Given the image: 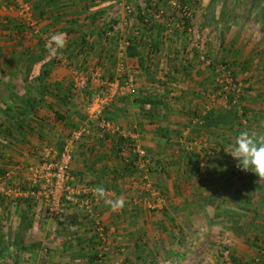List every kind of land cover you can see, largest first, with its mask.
<instances>
[{"label":"crops","instance_id":"0c3cea01","mask_svg":"<svg viewBox=\"0 0 264 264\" xmlns=\"http://www.w3.org/2000/svg\"><path fill=\"white\" fill-rule=\"evenodd\" d=\"M126 1L139 14L125 32L133 43L123 54L120 39L107 32ZM163 1L168 9L178 4ZM29 2L32 25L0 0V180L29 188L34 170L88 121L94 96L118 82L121 60L135 84L115 95L105 113L137 135L148 162L145 169L128 165L125 138L100 136L91 122V135L74 149L72 173L80 185L106 189L96 205L104 240L82 210L67 207L49 218L43 201L0 192V263L200 264L222 256L215 243L225 240L241 257L264 260V199L239 209L237 198L264 190V178L248 190L237 187L227 153L240 131L264 133V37L234 35L239 24L207 9L194 15L207 53L232 64L247 86L239 100L209 109L212 69L183 30H170L164 20L147 24L142 0ZM55 33L64 34L66 45L51 56L46 44ZM117 199L124 206L114 210L106 201ZM150 200L162 208H151Z\"/></svg>","mask_w":264,"mask_h":264},{"label":"built area","instance_id":"2783aa9c","mask_svg":"<svg viewBox=\"0 0 264 264\" xmlns=\"http://www.w3.org/2000/svg\"><path fill=\"white\" fill-rule=\"evenodd\" d=\"M9 7L16 9L20 16L32 25V5L29 0H6ZM159 0H154L150 4H144L143 13L147 16L146 22L152 19L164 20L170 30H183L192 43L193 48L199 51L200 60L210 66L214 75L215 92L210 94L208 107L214 108L217 105H228L233 101L239 100L246 90V83L238 79L232 64L221 61L218 62L208 56L205 48V39L201 35L199 28L194 24L192 11L186 4L178 5L174 19L166 17L162 8L158 7ZM6 4V5H7ZM124 12L120 22H110L107 34L117 37L121 41L120 52L124 54L125 50L133 43V38L125 36V32L132 25V18L139 14L137 7L133 4L120 2ZM134 34H139V30L133 28ZM118 82H107V90L98 93L93 98L94 108L87 122L72 129L65 138L63 145L51 160H45L36 170L31 178V186L27 189L18 187L16 189L7 188L0 180V192L6 195H17V198L32 199L43 201L46 206V216L49 218L61 217L65 214L67 207L77 208L85 214L92 216L96 226L98 237L104 240L105 227L101 222L97 211V195L94 194L95 187L90 185H80L76 183V177L72 173V162L74 160V149L78 142L91 135L92 125L95 123L100 136L107 134H116L120 138H125L124 149L127 153L128 161L131 156L134 157L135 165L138 168L145 169L147 159L138 142L135 133L125 130L121 125L113 122L106 115V106L113 100L115 95L130 92L135 84L133 74H127L126 66L123 60L119 63ZM127 74V75H126ZM90 121V122H89ZM191 148V147H190ZM52 153V152H51ZM235 175L242 179H248L252 172L240 170L234 167ZM147 188L153 189L150 184ZM151 195L155 194L159 202H163L160 193L152 190ZM16 197V196H15ZM150 207L157 208V203L150 200ZM49 250L46 248L45 252Z\"/></svg>","mask_w":264,"mask_h":264},{"label":"rangeland","instance_id":"374dc122","mask_svg":"<svg viewBox=\"0 0 264 264\" xmlns=\"http://www.w3.org/2000/svg\"><path fill=\"white\" fill-rule=\"evenodd\" d=\"M150 1L153 2L154 0H150ZM175 1H177L178 4L174 5L175 7L169 8V9L165 6V3L163 0H162L163 3L161 4L162 6H160L161 0H159L158 2V7L164 10L167 18L170 17L169 15L175 14V12H177L178 5L186 4L192 11L193 16L196 15L197 12L200 13V11L201 13L202 12L204 13V10L207 9V12L211 11L214 16L217 15L219 18L222 19V21L230 19L228 23L231 24L232 22H234V24L236 25L239 24V28L235 29L234 35H237L239 32L240 33L242 32V35L248 38L250 37V35L253 38L258 37V36L264 37V0H175ZM210 1L211 3H209ZM126 3L133 4L135 7L138 8V6L132 2L126 1ZM144 4H147V1L142 0V5ZM122 14H124V12ZM120 20L121 18L118 19V22H120ZM132 21H133V18H132ZM194 24L196 25L195 22ZM199 31H200V28H199ZM208 56L210 55L208 54ZM215 60L218 62L222 61L217 58ZM234 167H236L235 162L231 165V170H230V173L233 175H235ZM256 176L257 174H255L254 176H250L248 179L239 178V180L237 179L238 178L237 177L236 178L238 181L237 187L239 186L244 190H248L249 185L254 184L255 182L254 179L258 180L257 183L262 182V180H260V177L258 179L256 178ZM250 197L251 196H248L247 194L245 195L241 194L240 196L237 197L238 199H243L242 203L239 204L241 206L239 209L245 208L247 206H251L252 208L253 206L259 207L260 204L263 203L262 201L264 199V190L258 189L256 190L253 198H250ZM162 198L164 197L162 196ZM238 199L236 200V204H238ZM249 200H250V203H248ZM161 208H162V205L161 207L159 206L155 209L160 210ZM239 245L245 246L247 244L241 243ZM254 245L257 247V243H255ZM215 246H217V251L220 252V254L223 257L217 256L218 257L216 258L217 260L215 258H212L211 260L204 259L203 261L200 262V264H264V260L262 259H256V258H253L252 256L250 257L248 256L246 258L241 257L240 254H237V251L235 250V243H233L231 240H225L223 242L215 243ZM261 247L263 248V245H261ZM232 250H233V253H232ZM223 251L225 252L222 253ZM232 255H234V259L231 258ZM121 262L123 261H121L120 259L118 260V262H114L111 264H122ZM190 262L194 264L193 260H191Z\"/></svg>","mask_w":264,"mask_h":264},{"label":"clouds","instance_id":"9594fccd","mask_svg":"<svg viewBox=\"0 0 264 264\" xmlns=\"http://www.w3.org/2000/svg\"><path fill=\"white\" fill-rule=\"evenodd\" d=\"M66 45V39L63 33H55L51 36L46 47L49 49L51 56H56L59 50ZM231 157L235 160L236 167L240 170H247L264 178V133L258 131L242 130L235 137L231 144ZM106 189L98 186L94 190V194L103 198ZM115 210L124 206L123 199L115 201H106Z\"/></svg>","mask_w":264,"mask_h":264},{"label":"trees","instance_id":"16d2710c","mask_svg":"<svg viewBox=\"0 0 264 264\" xmlns=\"http://www.w3.org/2000/svg\"><path fill=\"white\" fill-rule=\"evenodd\" d=\"M143 16H145V19L147 18V16L146 15H143ZM145 21V20H144ZM146 22V21H145ZM147 23V22H146ZM148 24V23H147ZM130 47V46H129ZM128 47V48H129ZM127 48V49H128ZM210 112V111H209ZM124 140L125 139H123V142H124ZM119 150H120V148H119ZM128 165H130V166H134L135 165V160H134V157L133 156H131V161H129V163H128ZM232 259H234L233 257H232Z\"/></svg>","mask_w":264,"mask_h":264}]
</instances>
